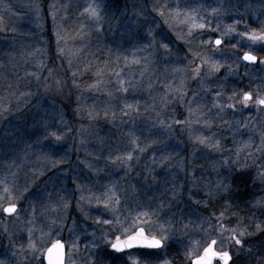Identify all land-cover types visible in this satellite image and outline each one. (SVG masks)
Here are the masks:
<instances>
[{
	"label": "rangeland",
	"instance_id": "rangeland-1",
	"mask_svg": "<svg viewBox=\"0 0 264 264\" xmlns=\"http://www.w3.org/2000/svg\"><path fill=\"white\" fill-rule=\"evenodd\" d=\"M90 2L0 0V181L6 180L10 199L16 198L15 192H12L14 182L25 197L36 192L28 203L23 197L19 199L27 215L21 212L19 219H12L0 213V258L7 256L6 264H12V261L32 264L30 255L25 259L18 251L21 244L26 246V241L19 238L26 236L29 229H32L34 239L41 237L43 233L40 229L56 216L64 217L62 235L65 238L69 235L68 229L73 228V221L80 222L76 232L87 229L91 233L93 228H107V225L94 223L96 198L114 189L120 196L123 214L131 212L135 216L138 208L149 211L150 218L154 222L158 220L154 224L155 234L167 229L165 248L153 264H165L166 261L168 264H188L182 257H176L175 250L178 248L174 244L181 239H189L187 246L182 248L184 255L185 248L200 240L198 234L207 235L201 225L213 214L218 215L215 210L205 212V207L210 205L206 195L210 186L223 175L231 173L229 179H235V183L230 199L237 201L241 192L239 186L243 183H248L252 190V195L245 200L248 205H254L255 201L264 198V182L259 178V174L264 173V153L256 151L264 141V109L238 111L234 115L224 112L220 114L223 116L221 119L214 115L217 109L212 107L214 92L210 91L220 89L225 96L231 95L230 82L235 89L241 85L256 88L264 78V65H249L246 70L249 75H244L243 67L237 66L232 59H226L220 73L208 78L215 79L219 75L217 84L207 81L203 85L197 84L199 78L194 79L190 69L201 56H210L208 49L213 46L189 38V24L182 21L190 14L197 21L217 25L221 33L228 26H234L237 33L243 32L245 25L250 31L258 33L264 27V15H261L264 2L106 0L101 5L102 9H108L102 13V30L88 23L81 15V6ZM52 4L56 5L55 24L53 10L48 7ZM165 4L168 6L164 9L167 23L154 10L157 5ZM37 5L39 13L36 12ZM173 5H179V9ZM213 8L217 9L215 13L212 12ZM177 11L179 17L176 16ZM152 18L157 21L155 25L146 27L140 24V20ZM236 19H240L239 25ZM258 24L260 27H257ZM148 27L152 28L155 43L153 48L144 50L140 47L141 42L132 37L136 33L146 34ZM161 32L173 41L169 44L171 52L168 55H162L165 52L163 48L155 47V44L162 42V37L158 35ZM197 34L198 30L194 29L192 36ZM58 38L60 49L53 58ZM224 38L250 43L236 33ZM186 39H191V51L180 50L187 48L183 44ZM262 47L264 45H254V54L264 58V51L260 50ZM232 51L231 48L225 49L226 53ZM41 63L47 68L38 82L29 74L37 71ZM229 65L231 74L227 77L221 75ZM48 68L53 70L52 77L61 81L60 85H55L54 80L48 77ZM98 70L100 76L96 75ZM73 72L76 73L74 82ZM116 73L120 76L117 77ZM118 79H123L124 86L129 88L127 93L119 90ZM97 80L101 81L99 86L90 87ZM26 92L31 95H25ZM180 93L184 95L181 97ZM126 104H131L132 109H126ZM4 108L8 111H3ZM124 111L130 114L125 116ZM89 112L93 113L92 118H89ZM189 112L190 125L175 124L177 117H187ZM198 118L201 121L199 124ZM205 119L211 120V128L203 124ZM161 120L171 124L172 129L162 127L159 123ZM53 122L63 130L61 141H55L52 137L45 139L42 135V125ZM197 128H201L202 132L196 131ZM213 134L215 139L220 140L221 146L229 150L224 154V160L230 165L227 169L220 166L221 158L215 150L194 143L196 136ZM245 144L249 147L243 148ZM237 148L242 149L238 159L232 156ZM249 151L253 155L248 156ZM129 153L133 157L130 162L116 159ZM233 167H239L241 172L238 174ZM53 174H57L59 179L44 185L43 181ZM130 174L137 178L144 176L147 180L143 185L145 191L141 192V196L138 193V199L142 201L140 205L126 196L125 186L129 184L127 177ZM25 183L27 190L22 187ZM4 188L5 184L0 182V203H5L8 196ZM190 190L193 200L199 201V204H189L187 196ZM58 200L67 202V208L57 203ZM168 200H178V204L171 206L172 202L167 203ZM153 205L158 207L156 210L161 216H151ZM225 205L234 208L233 203L226 202ZM190 207L198 211L200 220L190 212L188 219L184 218ZM166 212L172 213L166 217L168 224L164 223ZM81 215L86 222L81 220ZM236 216L237 213L232 217L226 214L221 223L227 227ZM250 218H246L249 224L254 221ZM181 221L188 227L181 228ZM89 224L93 227L88 228ZM59 226L61 222L57 220L56 227ZM249 231L253 229L250 227ZM101 235V232L96 233L97 238ZM213 235L220 239L219 233ZM10 238L15 242V248L11 247ZM44 239L47 240V237ZM249 239L259 242L260 235ZM85 242L81 237L78 249L68 250L74 264H86L88 253L84 248ZM13 251L17 253L15 256L12 255ZM177 251L180 252V249ZM232 251L237 250L233 247ZM259 258L258 243L254 256L250 257L246 251L239 252L237 264H255ZM102 259L105 264H112L111 258Z\"/></svg>",
	"mask_w": 264,
	"mask_h": 264
},
{
	"label": "snow or ice",
	"instance_id": "snow-or-ice-1",
	"mask_svg": "<svg viewBox=\"0 0 264 264\" xmlns=\"http://www.w3.org/2000/svg\"><path fill=\"white\" fill-rule=\"evenodd\" d=\"M264 2V0H262ZM106 0H91V2L85 6H81L83 11L81 15L84 16L88 23L96 26L98 30H102L101 26L104 23L103 12L108 11L107 8L101 7L104 5ZM53 10V24L56 23L55 9L56 5L52 4L48 6ZM165 5H157L154 10H157V13L160 17H163L165 23L168 21V17L165 14L164 9L167 8ZM174 8L179 9V5H173ZM144 11V9H141ZM217 9L213 8L212 12L215 13ZM36 12H40V8L36 6ZM264 15V12L261 13ZM176 16L179 17V11L176 12ZM242 19V18H240ZM240 19H236V24H240ZM184 23H188L189 27L187 30V36L192 39L199 40L203 44L212 45L213 47L208 49L211 53L210 56L205 58L201 56L199 62H194L190 71L193 74V78L197 79V84L203 85L206 81L211 84H217L220 80V76H215V79H208L212 77L215 73H220V69L224 66L223 62L226 59H232L237 66L243 67L245 69L244 75H249L246 71L248 66L260 67L264 65V58L258 57L254 54V45L260 44L264 45V27L260 28V32L250 31L248 26L245 25L243 32H236L234 26H228L225 28L224 32L221 33L217 25H210L202 21H197L195 16L190 14L186 15ZM157 23L155 18L151 20L144 19L140 20V24L144 26L155 25ZM257 27H260L258 24ZM198 30V34L193 37V30ZM127 30V29H126ZM207 33H218V35H208ZM233 33L240 36L242 40H247L250 43H238L234 39L225 40V35L231 36ZM162 37V42L155 44L156 48H163L165 52L162 55H168L171 52L169 44L173 41L165 35L163 32L158 33ZM59 37V33H57ZM132 39L139 40L140 47L144 50L153 48L155 43V36L153 35L152 28H147L146 34L136 33L133 35ZM183 44L187 45V48H181V51H191V39L183 40ZM226 48H231L232 52H225ZM57 51L54 52L53 58L58 55V50L60 49L59 38L56 42ZM264 51V47L260 49ZM43 55V53H41ZM193 55H195L193 53ZM47 68L46 65L41 63L38 66L37 71L30 73L29 75L36 81H41V77L44 75V69ZM203 69V75L201 70ZM48 77L54 80L55 85H60L61 81L55 80L52 77V69L48 68ZM231 74V66H228L226 72L221 73V75L227 77ZM97 76L101 75V72L98 70L96 73ZM117 77L120 76L119 73H116ZM76 79V73H72L73 82ZM101 83L100 80L90 87L97 88ZM118 84L120 85V91L127 93L129 91L128 87L124 86L123 79H118ZM11 87V86H9ZM79 88V85H76ZM214 92V99L212 102V107L217 109V112L214 114L220 116L221 113L226 112L229 115H234L236 112H244L245 110H258L264 109V78L262 82L256 87L252 88L250 86L241 85L236 89H231V95L225 96L223 90L220 89H210ZM25 95H31V93H24ZM184 93H180L182 97ZM167 103V101H165ZM2 107V106H0ZM131 104H126V109H132ZM3 111H8L7 108H4ZM135 111L138 112V109ZM130 113L124 111L123 115L128 116ZM57 115L59 111L57 110ZM107 112L104 113L105 118H107ZM89 118L93 117V113H88ZM223 119V116H220ZM55 120V117L53 118ZM175 124H191V112H189L187 117H177L175 119ZM162 127H166L171 130L172 125L166 124L163 120L159 121ZM197 123H201L199 118ZM203 124L211 128V120L205 119ZM44 132L42 135L47 139L52 137L55 141H61L63 139L62 129L57 128L55 123L42 125ZM196 131L202 132L201 128H197ZM190 139L191 129L189 130ZM166 139V137L164 138ZM163 142V139L161 140ZM39 144V141H37ZM134 143V142H133ZM194 143L198 145H203L207 149L215 150L221 158V167L227 169L230 167L228 161L224 160L225 152L229 151L226 148L221 146V142L213 136L199 135L194 138ZM45 147H49L45 145ZM249 145L245 144L243 148H248ZM241 148H237L235 152L232 153L233 157L238 159V153L241 151ZM256 151L264 153V141H261V146L256 148ZM248 156L253 155L251 151L247 153ZM117 160H123L125 163L132 161L133 157L131 153L127 154L124 157H116ZM129 168L130 164L127 165ZM264 166V165H262ZM233 170L238 174L241 172L239 167H233ZM43 173H41L42 175ZM195 175V173L193 174ZM218 175H220L218 173ZM231 173L223 175V177L215 182L212 186L207 189L206 195L208 197V203L213 202L212 198L215 197L221 202V206L217 209L218 215L213 214L210 219H208L204 225L207 235L198 234L200 240L189 245L188 248H185V254L183 259L188 261V264H237L238 253L241 251H246L247 254L251 257L257 253V244L259 243V260L255 261V264H264V227L261 224H257L254 221L249 224L245 219H241L236 216L234 220L227 227L224 226V223H221L223 217L227 214L229 217H232L237 210H240V205L235 204V207L230 209L229 206L223 204V201L229 200L231 194L234 191L233 185L235 179H229ZM259 178L264 182V173L259 174ZM59 179L57 174L48 176L46 180L43 181L44 185H48L50 182L54 183L55 180ZM5 184L4 192L8 194L5 197V203H0V213L5 216L11 217L12 219H19V215L23 212L27 215V211L24 209L23 205L20 204L19 199L24 198L25 202L28 203L36 196V192H32L29 196H24V192L19 190L15 184L12 185V192H15V199H10L11 193L7 187V182L0 181ZM24 190H27L28 185L25 183L23 186ZM84 198L83 196L81 197ZM190 205L199 204V201L193 200L191 190L190 194L187 196ZM61 204L63 208H67V202L57 201ZM131 207V205H129ZM251 209L258 210L261 215H264V198L255 201L254 205L248 206ZM188 212L196 217L197 220H200V215L198 211L190 207L184 215L185 219H188ZM157 211H152L151 216H157ZM172 215L171 212L164 213L165 219L164 223L168 224L169 221L166 217ZM57 220L61 222V226L56 227ZM81 220L86 222V219L81 215ZM94 223L107 225V228H93L92 232L89 233L87 229H81L79 232H76L75 229L79 225V221H73V228L68 229L69 235L67 238L62 235V227L64 225V217L56 216L54 217L49 224H45L44 228L40 229L43 235L37 239L33 238L32 229L28 230L26 236H22L19 239L26 241V246L21 244L18 251L22 253L25 259L30 255L32 257V264H74L73 257L69 254V249H78V241L83 237L85 244V251L88 253L86 259V264H105V260L102 257L111 258L112 264H153L155 260L159 259V253L165 248L164 241L168 239L167 229H163L159 238L155 234L154 222L150 218V212L144 211L142 209H137L136 215L132 216L131 212L127 215L122 213L121 208V199L120 196L116 194L114 189H109L103 194V197L96 198V209L95 215L93 216ZM32 223V221H29ZM227 223V222H225ZM234 225V226H233ZM91 224L88 225V228H92ZM181 228H187L188 225L180 222ZM252 228L253 231H249V228ZM175 228V226H173ZM210 229V231H208ZM101 232L102 235L97 238L96 233ZM214 233H219L220 239L214 237ZM257 234L260 235L259 242L256 239H249V237H254ZM109 236L111 239H109ZM47 237V240L44 239ZM75 237V238H74ZM201 242H203L201 244ZM39 244V247H37ZM10 245L12 248H15V242L10 238ZM101 246H103L101 248ZM235 247L237 251H232V248ZM96 249H101V251H96ZM194 253V255H193ZM17 253L12 252V255L15 256ZM7 256L0 258V264H6ZM12 264H17V261H12ZM165 264H168L166 261Z\"/></svg>",
	"mask_w": 264,
	"mask_h": 264
},
{
	"label": "trees",
	"instance_id": "trees-1",
	"mask_svg": "<svg viewBox=\"0 0 264 264\" xmlns=\"http://www.w3.org/2000/svg\"><path fill=\"white\" fill-rule=\"evenodd\" d=\"M234 74H236V73H234ZM235 77H233V78H235ZM233 78L229 77L228 79H233ZM241 78L243 79L244 76L241 77ZM228 86L230 87V90L232 88L235 89V87H234L232 82H230ZM230 90H227V91H230ZM127 180H128V183H129V184H127L125 186V188L127 189L126 190L127 198H129L130 200L134 201L136 204L140 205L142 201H140L138 199V193L141 196V192L143 193L145 191V188L143 187V185L146 184L147 180L144 179V176L140 177V178H137L134 174H130L129 177H127ZM239 187H241L240 188L241 192H239V196L237 197L238 199H237V201H235V203L237 202L236 204L240 205V210H237L235 213H237V216L240 217L241 219L244 218L246 220V218L251 217L252 219H254L255 223L261 224L262 227H264V215H261V213H259L257 211H254L252 209L250 211H247L248 208H249L248 207L249 205H248V203L245 202V200H247L249 198V196L252 195V190L249 188L248 183H243ZM170 202H172L171 206H174V205L178 204V200H176V201L175 200H172V201L168 200L167 201V203H170ZM226 202H230V204L232 205L233 198L223 201V204H225ZM165 205H167V204H165ZM220 206H221V202L219 200H217V199L213 200V202L210 205H208V207H205V212H209L211 210L217 211V209ZM232 206L235 207V204H233ZM151 208H152L153 211H157L156 208H158V207H155V205H153ZM157 216H161V215L158 214ZM190 217H193V216L190 215ZM157 235H159V233H157ZM188 241H189L188 238H184V239H181L180 241H177L174 244L175 246H177L176 247V248H178L177 250L180 249V252L175 250L176 251L175 255H176V257L178 259L181 258V257L182 258L184 257V255L182 253V250H183L182 248L184 246L185 247L187 246V242Z\"/></svg>",
	"mask_w": 264,
	"mask_h": 264
}]
</instances>
